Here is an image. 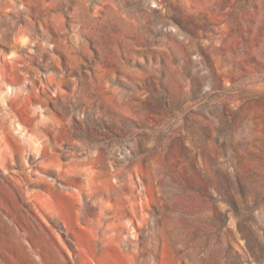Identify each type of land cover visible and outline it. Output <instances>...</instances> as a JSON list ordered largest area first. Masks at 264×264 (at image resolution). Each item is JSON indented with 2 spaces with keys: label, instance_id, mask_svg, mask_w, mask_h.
Segmentation results:
<instances>
[{
  "label": "rangeland",
  "instance_id": "rangeland-1",
  "mask_svg": "<svg viewBox=\"0 0 264 264\" xmlns=\"http://www.w3.org/2000/svg\"><path fill=\"white\" fill-rule=\"evenodd\" d=\"M0 264H264V0H0Z\"/></svg>",
  "mask_w": 264,
  "mask_h": 264
}]
</instances>
